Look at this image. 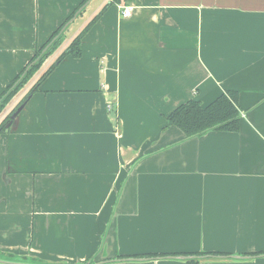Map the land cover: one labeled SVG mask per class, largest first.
<instances>
[{"label":"crops","instance_id":"crops-1","mask_svg":"<svg viewBox=\"0 0 264 264\" xmlns=\"http://www.w3.org/2000/svg\"><path fill=\"white\" fill-rule=\"evenodd\" d=\"M95 17L0 134V258L264 264V0H0V93ZM225 91L237 131L166 119Z\"/></svg>","mask_w":264,"mask_h":264},{"label":"trees","instance_id":"trees-1","mask_svg":"<svg viewBox=\"0 0 264 264\" xmlns=\"http://www.w3.org/2000/svg\"><path fill=\"white\" fill-rule=\"evenodd\" d=\"M82 4L83 3H81L80 6H82ZM76 11L77 8L74 13ZM73 14L66 21H68L73 16ZM95 19L96 17L93 18L85 26V28L73 38L68 47H65L57 55L56 60L51 65H49V67L45 69V71L38 77L36 82L27 91V93L19 101L16 107H18L22 103H26L30 95L37 90L41 81L66 55L70 54L74 57L80 56L81 37L83 36L84 32L92 25ZM62 26L52 34L49 40H47L39 48H36L32 58L0 93V112L5 108L6 104L13 97V95H15L24 86V84L27 82L28 76L34 71L33 69L35 67L38 68L40 65H42V58L51 54V48L56 45V42L53 39L60 32ZM50 42H52V47H47L45 49V47ZM31 62H33V64L30 65ZM28 66L29 68L26 70ZM16 107L12 109V111L3 119L0 125V134L7 129L5 127V124L9 120V115L16 109ZM239 116L240 114L237 107L236 94L232 91H225L206 105H202L197 100H187L177 105L170 113H168L166 115V119L169 124L178 127L186 137H190L201 135L209 130L237 131L239 128ZM250 256H255V254H250Z\"/></svg>","mask_w":264,"mask_h":264},{"label":"rangeland","instance_id":"rangeland-1","mask_svg":"<svg viewBox=\"0 0 264 264\" xmlns=\"http://www.w3.org/2000/svg\"><path fill=\"white\" fill-rule=\"evenodd\" d=\"M97 1V0H96ZM61 33L62 32H60V35H61ZM69 34H70V32H69V30H67V31H65V32H63V42H65L68 38H69ZM61 41V42H62ZM69 41V40H68ZM71 42L69 41V44H70ZM52 44V42H50V45ZM58 44V45H57ZM69 44L67 45V47L69 46ZM58 46H59V42L58 43H56V45L54 46V47H52L51 48V50H52V52H51V54L50 55H52V54H54L57 50H58ZM39 48V47H38ZM36 50V49H35ZM63 50V49H62ZM62 50H59V52H61ZM47 55V54H46ZM49 55V56H50ZM48 55L47 56H44L43 58H42V65H40L38 68L37 67H35L33 70V72L28 76V79H27V82H29V80L33 77V76H35V75H37L36 73H40L41 71H43V70H45V69H47L48 67H49V65H51V63H53V61L51 62V61H48L50 58H48L49 57ZM56 60V59H55ZM54 60V61H55ZM49 62H51V63H49ZM40 68V70L39 71H37L38 69ZM18 74V73H17ZM16 74V75H17ZM26 82V83H27ZM9 84V83H8ZM7 84V85H8ZM6 85V86H7ZM5 86V87H6ZM31 88V87H30ZM4 90V89H3ZM2 90V91H3ZM22 99V98H21ZM20 99V100H21ZM19 100V101H20ZM19 101L10 109V111H8V114L12 111V109H14L16 106H17V104L19 103ZM3 111H1L0 112V115H1V113H2ZM3 115H5L4 117H2ZM2 116H1V119H0V125H1V123H2V121H3V119L7 116L6 114H3ZM8 122V121H7ZM6 122V123H7Z\"/></svg>","mask_w":264,"mask_h":264},{"label":"water","instance_id":"water-1","mask_svg":"<svg viewBox=\"0 0 264 264\" xmlns=\"http://www.w3.org/2000/svg\"><path fill=\"white\" fill-rule=\"evenodd\" d=\"M62 30V29H61ZM60 30V32H61ZM60 33L57 34V36L59 35ZM55 39V38H54ZM53 39V40H54ZM50 45V43L45 47V49ZM44 49V50H45ZM43 50V51H44ZM33 64V62L30 63V65ZM29 65V66H30ZM29 66L26 68V70L29 68ZM23 103L20 104L18 107H16V109L9 115V120L8 122L5 124V127L8 128L10 127V125L13 123V121L16 119V116L18 115V113L20 112V110L22 109L23 107ZM180 258H183V259H189V258H192L191 256H179ZM23 259H20L19 261L17 259H14V260H11V259H3V258H0V263H5V264H35V263H31V262H28L27 260H23ZM86 264H90V263H86ZM96 264V263H95Z\"/></svg>","mask_w":264,"mask_h":264},{"label":"built area","instance_id":"built-area-1","mask_svg":"<svg viewBox=\"0 0 264 264\" xmlns=\"http://www.w3.org/2000/svg\"><path fill=\"white\" fill-rule=\"evenodd\" d=\"M120 12L123 17H127L131 14L132 7L129 5H120ZM108 108H110V105H108Z\"/></svg>","mask_w":264,"mask_h":264}]
</instances>
